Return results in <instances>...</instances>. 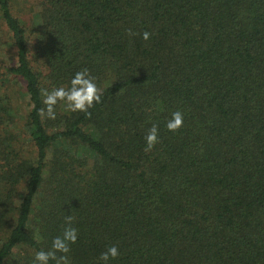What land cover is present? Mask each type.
<instances>
[{
  "label": "trees",
  "instance_id": "obj_1",
  "mask_svg": "<svg viewBox=\"0 0 264 264\" xmlns=\"http://www.w3.org/2000/svg\"><path fill=\"white\" fill-rule=\"evenodd\" d=\"M5 40L0 264H33L68 215L71 264H264V0H0ZM84 68L91 116L42 119L40 88Z\"/></svg>",
  "mask_w": 264,
  "mask_h": 264
},
{
  "label": "clouds",
  "instance_id": "obj_2",
  "mask_svg": "<svg viewBox=\"0 0 264 264\" xmlns=\"http://www.w3.org/2000/svg\"><path fill=\"white\" fill-rule=\"evenodd\" d=\"M130 36L136 35L130 29ZM150 33L144 32L142 38L150 39ZM103 90L98 87L96 77L92 76L89 69L84 68L77 71L70 80L69 86H61L52 89L40 88V95L44 107L39 109V115L42 119H56V106L63 102L65 109L70 112H84L91 116L90 108L95 104L101 103ZM183 126V114L180 111L172 113L171 118L166 123V128L170 132H176ZM158 125L153 124L145 135V152H150L159 142ZM65 226L62 234L53 238L51 248L40 250L35 253L33 264H71L70 251L71 245L75 244L78 238V229L73 226L75 217L65 216ZM119 255V250L115 245L109 246L100 254L99 260L103 264H108L110 259H115Z\"/></svg>",
  "mask_w": 264,
  "mask_h": 264
},
{
  "label": "rangeland",
  "instance_id": "obj_3",
  "mask_svg": "<svg viewBox=\"0 0 264 264\" xmlns=\"http://www.w3.org/2000/svg\"><path fill=\"white\" fill-rule=\"evenodd\" d=\"M27 10H26V7H24L23 9H21V10H19V15L21 16V18H26L28 15L30 16V15H33L34 16V14H33V12L32 13H27L26 12ZM9 43H8V41L7 40H5V42L3 43V42H1L0 43V46L1 47H3V48H1L0 49V59L1 60H4L5 62H9V61H11V58L6 54V50H8L7 49V47H9V45H8ZM11 47H9V49H10ZM17 102L18 103H20V108L22 107V108H25L26 107V105H25V98H23V96L21 95L20 97H18V99H17ZM20 115L18 114V117H19ZM27 138H25V140H26Z\"/></svg>",
  "mask_w": 264,
  "mask_h": 264
}]
</instances>
